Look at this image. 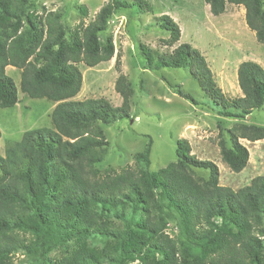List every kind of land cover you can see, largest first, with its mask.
<instances>
[{
    "label": "trees",
    "instance_id": "obj_1",
    "mask_svg": "<svg viewBox=\"0 0 264 264\" xmlns=\"http://www.w3.org/2000/svg\"><path fill=\"white\" fill-rule=\"evenodd\" d=\"M204 1L213 15L223 13L226 3L243 6L248 28L264 44V0ZM136 3L152 10L145 0ZM129 6L111 0L87 24L81 20L67 32L57 11L33 16L31 0H0V107L19 101L7 66L20 69L23 93L56 103L52 127L26 130L19 141H7L0 155V264H14L16 252L29 264H264V175L237 190L221 185L217 164L192 154L185 138L176 140V159L156 171L124 166L101 174L96 168L108 145L101 126L129 116L133 89L119 74V106L103 97L75 100L83 82L79 63L93 67L112 58L111 36L101 43L99 33ZM157 20L168 32L164 44H176L178 24L167 14ZM139 48L144 69L188 67L212 110L237 121L226 138L219 134L218 147L231 171L243 170L249 152L240 140L263 139L264 125L238 120L264 107V67L240 62L242 95L230 97L189 43L169 53ZM174 92L204 105L190 93ZM150 152L151 139L135 162L148 166ZM196 168L208 169V176L197 175ZM170 221L174 235L167 231Z\"/></svg>",
    "mask_w": 264,
    "mask_h": 264
},
{
    "label": "rangeland",
    "instance_id": "obj_2",
    "mask_svg": "<svg viewBox=\"0 0 264 264\" xmlns=\"http://www.w3.org/2000/svg\"><path fill=\"white\" fill-rule=\"evenodd\" d=\"M35 16L45 11H57L67 32L79 21L87 24L98 10L111 0H31ZM130 6L119 10L109 18L107 29L99 33L104 42L111 36L114 54L108 61L89 67L79 63L83 75L80 91L75 100L103 97L119 106L122 97L115 90L119 74L126 76L133 89L127 118L110 125H102L108 142L104 158L96 163L103 174L119 171L124 166L147 168L156 171L176 159V140L185 138L191 145V153L199 159L217 164L219 183L233 190L250 183L258 175H264V138L256 141L241 139L249 158L240 172L231 171L222 161L218 141L219 134L226 138V131L236 120L216 114L214 103L206 97L188 67L144 69L139 45L158 53H169L179 43H189L205 57L214 79L221 90L230 97L242 95L237 81L240 62L252 60L264 67V44L256 40L255 33L245 22V9L241 5L226 3L225 11L213 15L204 0H145L151 7L146 11L136 0H124ZM161 14L171 16L181 32L179 41L169 47L163 40L168 32L158 27ZM118 64L116 65V61ZM6 72L18 88L19 101L12 107H0V155H4L7 141H19L23 132L40 127H52L51 111L55 102L47 98H32L20 88V69L7 66ZM180 89L190 93L204 105L192 104L174 92ZM264 125V107L254 110L243 121ZM151 139L150 164L136 163L134 155L144 150ZM199 176L207 177L209 170L196 168ZM170 235L176 233L174 221L169 222ZM264 239V217L261 224ZM54 255L60 253L54 252ZM14 264H29L21 252L14 255Z\"/></svg>",
    "mask_w": 264,
    "mask_h": 264
}]
</instances>
